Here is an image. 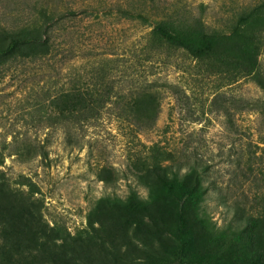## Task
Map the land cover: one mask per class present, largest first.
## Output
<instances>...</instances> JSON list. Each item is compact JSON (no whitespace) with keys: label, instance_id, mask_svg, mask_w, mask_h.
I'll return each instance as SVG.
<instances>
[{"label":"rangeland","instance_id":"obj_1","mask_svg":"<svg viewBox=\"0 0 264 264\" xmlns=\"http://www.w3.org/2000/svg\"><path fill=\"white\" fill-rule=\"evenodd\" d=\"M263 1L0 0L1 28L41 22L42 13L57 19L55 57L0 63V169L40 223L56 230V252L65 253L43 264H147L153 257L244 264L233 232L240 212H253L264 192V144L259 116L236 101L264 94L251 76L181 52L167 66L156 63L150 75L143 46L167 16L197 17L209 32L228 34L242 12ZM257 54L264 76V41ZM85 56H92V83L97 68L107 66L113 92L158 79L163 98L152 129L137 132L121 119L118 101L83 126L66 124L47 106L77 75L64 61ZM78 60L85 75L87 62ZM24 145L28 161L15 154ZM157 163L169 178L198 185L203 193L193 207L174 210L171 191L150 171Z\"/></svg>","mask_w":264,"mask_h":264},{"label":"trees","instance_id":"obj_2","mask_svg":"<svg viewBox=\"0 0 264 264\" xmlns=\"http://www.w3.org/2000/svg\"><path fill=\"white\" fill-rule=\"evenodd\" d=\"M41 16L43 21L32 22L21 28L9 30L0 27V63L8 60L39 62L55 57L51 56L53 45L50 37L57 19L48 13H42ZM263 41L264 1L242 12L228 34L209 32L197 17L181 21L167 16L158 21L149 32L143 46V56L144 61L150 65V75H154L156 63L160 66L169 65L168 57L177 52L215 60L221 67H233L239 73L251 76L264 94V76L257 54V48ZM81 58L87 62L84 67L85 75L78 72L81 68L77 66V61ZM81 58H68L64 61V65L76 70L77 75L67 88L48 97L47 106L51 110L64 116L66 124L83 126L97 118L112 101H118L119 117L134 125L137 132H146L154 127L163 98L157 78L145 79L143 84L126 93L113 92L106 80L107 66L97 68L98 72L92 83V56ZM160 86L166 87L168 84L162 83ZM236 102L242 107L246 105L248 112L259 116L257 135L259 143L264 144V96L255 99L241 98ZM23 148L28 149V146L24 145L15 154L23 161H28L30 158L25 157L21 151ZM153 152L162 154L156 146ZM259 162L263 164L264 158ZM150 171L171 191L176 211L193 207L203 193L198 185L180 181L176 174L169 178L161 163L153 165ZM23 195V192L11 187L9 179L0 169V225L3 227L0 264H43L48 259L56 263L65 255L63 250L56 252V249L62 247L58 246L57 238H54L56 230L40 223L33 205ZM240 214L241 222L237 225L236 232H233V241L245 255L244 264H264V192L258 195L253 212ZM32 250L38 256L28 260L26 253ZM72 251L76 252L75 249ZM147 264L171 262L165 258L153 257Z\"/></svg>","mask_w":264,"mask_h":264}]
</instances>
